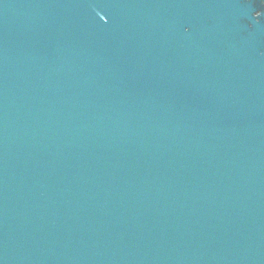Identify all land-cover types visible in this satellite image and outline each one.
<instances>
[{"label":"water","instance_id":"water-1","mask_svg":"<svg viewBox=\"0 0 264 264\" xmlns=\"http://www.w3.org/2000/svg\"><path fill=\"white\" fill-rule=\"evenodd\" d=\"M0 264H264V0H0Z\"/></svg>","mask_w":264,"mask_h":264}]
</instances>
